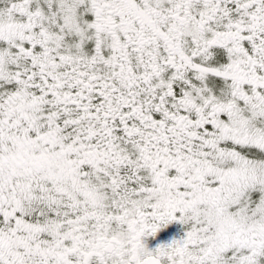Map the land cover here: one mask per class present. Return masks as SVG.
Wrapping results in <instances>:
<instances>
[{
  "label": "snow or ice",
  "instance_id": "snow-or-ice-1",
  "mask_svg": "<svg viewBox=\"0 0 264 264\" xmlns=\"http://www.w3.org/2000/svg\"><path fill=\"white\" fill-rule=\"evenodd\" d=\"M0 264H264V0H0Z\"/></svg>",
  "mask_w": 264,
  "mask_h": 264
}]
</instances>
